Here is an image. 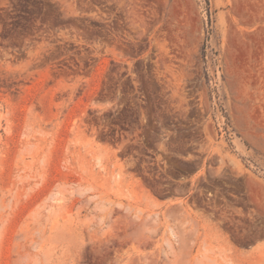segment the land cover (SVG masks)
<instances>
[{
    "label": "rangeland",
    "instance_id": "1",
    "mask_svg": "<svg viewBox=\"0 0 264 264\" xmlns=\"http://www.w3.org/2000/svg\"><path fill=\"white\" fill-rule=\"evenodd\" d=\"M0 264H264V0H0Z\"/></svg>",
    "mask_w": 264,
    "mask_h": 264
},
{
    "label": "flooded vegetation",
    "instance_id": "2",
    "mask_svg": "<svg viewBox=\"0 0 264 264\" xmlns=\"http://www.w3.org/2000/svg\"><path fill=\"white\" fill-rule=\"evenodd\" d=\"M175 181L181 182L180 180H175ZM208 195H210V193H208ZM195 211H199L200 213L205 214L206 218L210 221V214H212L210 212V206L202 207V208L196 209ZM212 217H214V216H212Z\"/></svg>",
    "mask_w": 264,
    "mask_h": 264
}]
</instances>
